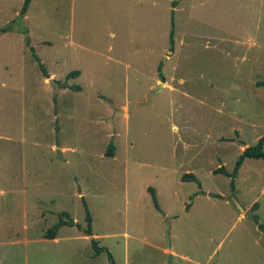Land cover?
<instances>
[{"label":"rangeland","instance_id":"rangeland-1","mask_svg":"<svg viewBox=\"0 0 264 264\" xmlns=\"http://www.w3.org/2000/svg\"><path fill=\"white\" fill-rule=\"evenodd\" d=\"M172 1L0 0V264H264V0Z\"/></svg>","mask_w":264,"mask_h":264},{"label":"trees","instance_id":"trees-1","mask_svg":"<svg viewBox=\"0 0 264 264\" xmlns=\"http://www.w3.org/2000/svg\"><path fill=\"white\" fill-rule=\"evenodd\" d=\"M30 1L31 0H23L22 6L19 10V17H22L23 15H25ZM178 1H180V0H173L171 2V5L173 7H175L178 4ZM11 23H13V22H10L6 26L0 28V33H4L7 30H9L12 26ZM173 24H174V22H173V16H172L171 17V29L169 32V51H173V48H174ZM23 32L26 33L25 29H23ZM26 44L28 45L32 56L38 62V66H39L40 70L42 71L43 75L45 77H48V73H47L45 67L43 66V64L40 62L38 56L35 54L33 46L30 45V41H29L28 37H26ZM161 66H162V63H159L158 71L161 69ZM78 74H79L78 70H73L67 74V78L68 77H76ZM256 84H257V86H263L264 87V80L257 81ZM76 88L78 89V87H76ZM263 146H264V135L259 137L257 142L254 145L247 146L241 151V153L238 155V157L234 163L233 169L230 172L227 171L224 168V166H219L218 168L213 169L212 172L214 174H223V175L227 176L229 178L230 189L232 191H235V178H236V175L238 174L239 168L241 167V164L243 163L244 159L245 158H255V159L261 158V159H264ZM113 151H114V145L112 142H110L107 146L106 154L109 156H112ZM181 179L182 180H197L195 178V176L190 172L184 173L181 176ZM148 191L151 194V199H152L154 207L157 210H160L154 189L151 187H148ZM84 206H85V220H86V224H87V228L85 229V232L87 235H90L91 234V215H90L89 210L86 207L85 202H84ZM257 208H258V203L254 202L251 206L252 211H255ZM64 216H65V218H64ZM251 217H252L253 221L255 222V224L258 226V228L264 232V224L259 223L258 215L253 213ZM62 225L73 226V225H78V224L73 221V219L69 216V214L67 212H62L59 216L58 221L55 224H53L52 226H50L49 228H47V230L44 233V238L54 239L57 235V231H58L59 227H61ZM90 242H91V247L93 249V256H97L100 253L106 251L108 257H111V254L106 249V247L99 246L98 242L95 238H92Z\"/></svg>","mask_w":264,"mask_h":264},{"label":"water","instance_id":"water-1","mask_svg":"<svg viewBox=\"0 0 264 264\" xmlns=\"http://www.w3.org/2000/svg\"><path fill=\"white\" fill-rule=\"evenodd\" d=\"M48 81H49V83H51L53 86H56V87L58 86V84L55 82L54 79H52V78H48ZM57 151H58V154L60 155L61 151H60L59 149H57ZM238 206H239L241 209H243L239 204H238ZM172 262H173L172 254L169 252V253H167L165 264H173Z\"/></svg>","mask_w":264,"mask_h":264},{"label":"crops","instance_id":"crops-1","mask_svg":"<svg viewBox=\"0 0 264 264\" xmlns=\"http://www.w3.org/2000/svg\"><path fill=\"white\" fill-rule=\"evenodd\" d=\"M172 254H174V253L172 252Z\"/></svg>","mask_w":264,"mask_h":264}]
</instances>
